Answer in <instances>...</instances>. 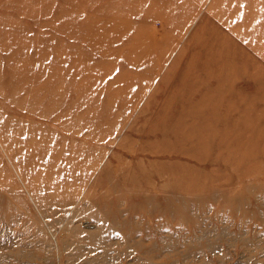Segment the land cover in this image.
Instances as JSON below:
<instances>
[{
  "label": "rangeland",
  "instance_id": "374dc122",
  "mask_svg": "<svg viewBox=\"0 0 264 264\" xmlns=\"http://www.w3.org/2000/svg\"><path fill=\"white\" fill-rule=\"evenodd\" d=\"M0 264H264V0H0Z\"/></svg>",
  "mask_w": 264,
  "mask_h": 264
}]
</instances>
